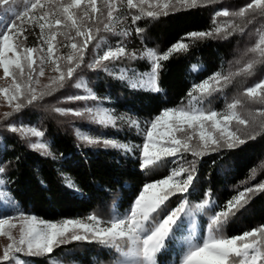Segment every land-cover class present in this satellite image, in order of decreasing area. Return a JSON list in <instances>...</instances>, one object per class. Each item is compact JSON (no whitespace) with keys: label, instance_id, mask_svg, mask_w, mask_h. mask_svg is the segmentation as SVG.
I'll return each mask as SVG.
<instances>
[{"label":"snow or ice","instance_id":"obj_1","mask_svg":"<svg viewBox=\"0 0 264 264\" xmlns=\"http://www.w3.org/2000/svg\"><path fill=\"white\" fill-rule=\"evenodd\" d=\"M213 3L215 0H0V20L4 21L0 24V70L3 77L10 78L8 87H0V94L11 106L10 112L0 116V121H4L0 127L21 138L34 136L36 139L28 141V147L42 155H52L49 143L41 139L42 130L7 118L75 80L76 87L85 90L84 94L61 98L95 103L79 108L56 107L55 112L72 113L113 128L119 127L117 121H124L141 135L140 142L120 141L78 128L76 136L80 141L120 150L145 172L172 165L166 175L144 182L129 197L123 211L114 204L107 218L91 211L84 217L59 220L44 219L22 209L8 190V179L4 178L6 166L0 165V235L7 237V243L0 247V264H28L20 254L45 256L69 242H95L114 249L117 254L114 264H160L158 256L166 253L173 254L171 264H264V223L233 235L223 231L229 219L254 195L264 192V181L244 186L222 205L212 197L211 189L203 193L199 202L190 199L196 188L194 177L199 179L196 165L200 157L205 153L221 155L264 135V78L244 86L230 100L225 97L224 107L219 110L204 106L206 97L213 93L224 95L231 77L240 73L251 75L257 63L264 64V0H243L235 8L219 5L212 13V27L185 32L165 50L126 47L125 38L133 31L144 39L145 29L137 24L142 17L156 19ZM36 28L37 43L28 46L27 35ZM102 29L118 33L120 39L114 45L108 43L103 35L97 36ZM246 30L249 33L255 30L258 38L235 61L242 66L226 75L214 71L193 82L179 104L158 109L143 120V126L139 119L117 116L103 106L102 101L110 98L98 97L82 77L77 79L75 75L84 65L85 50H90L94 55L87 62L88 69H102L126 81L132 89L158 92L163 61L174 52L187 51L190 40L227 38ZM58 36L64 38L59 47L67 45L68 52H59L54 46ZM122 59L147 60L150 67L142 72L131 64L118 70L116 64L109 67ZM45 65H50L55 74L37 90L34 85L40 82L38 77L44 74ZM251 172L255 175L256 169ZM65 183L69 188L76 187L67 177ZM201 215L207 216L206 226L198 223ZM13 230L18 235H13ZM49 264L58 262L51 259Z\"/></svg>","mask_w":264,"mask_h":264},{"label":"trees","instance_id":"obj_2","mask_svg":"<svg viewBox=\"0 0 264 264\" xmlns=\"http://www.w3.org/2000/svg\"><path fill=\"white\" fill-rule=\"evenodd\" d=\"M242 2L215 0L213 4L180 10L156 19L142 17L137 24L145 29L144 39L141 40L133 31L125 38L126 47L129 50H142L144 46L165 50L185 32L212 27V13L219 5L235 8ZM121 26L128 27L127 24ZM118 39V33H111L107 42L114 45ZM254 42L255 30L251 33L248 30L244 33L234 32L227 38L190 40L187 51L174 52L168 60L163 61L158 92L129 88L126 81L102 69H88L85 65L77 74L86 80L98 97L110 98L102 101L103 106L110 108L117 116L123 114L139 119L142 126L143 120L158 109L179 104L193 82H198L211 72L226 74L237 67L235 61L241 59L244 50ZM113 64L118 66L116 70L127 68L129 64L141 72L150 67L147 60L129 62L122 59L112 62L109 67ZM195 65L200 68L197 72L191 69ZM262 74L264 64L257 63L251 75H234L225 86L224 95L213 93L206 97L204 106L216 110L223 108L225 97L230 100L238 96L244 86L261 78ZM61 92L62 89H58L44 96L38 104L25 105L19 113L7 118L23 117L27 123L38 126L45 134L52 155H42L40 151L29 148L24 138L0 127V165L6 166L4 178L8 179V190L22 209L44 219L84 217L91 211H97L107 218L114 204L123 211L129 197L134 196L144 182L166 175L172 165L169 163L145 172L120 150L85 145L66 128L65 117L53 111L52 104ZM3 123L0 121V125ZM78 124L82 129L95 130L121 141L141 140V135L126 122L121 123L119 128L105 131L90 127L83 121H78ZM191 158L189 153L187 159ZM253 168L256 169L255 175L251 172ZM196 172L199 179L194 177L196 188L190 199L199 202L203 193L211 189L212 197L218 205H222L244 186L264 180V135H257L221 155L205 153L198 159ZM66 177L74 182L75 189L68 187ZM72 192L76 194L72 195ZM198 221L201 226H206L207 216H199ZM260 223H264V192L254 195L229 219L224 233L237 234ZM20 255L28 264H49L51 259L77 264H104L114 262L117 254L114 249L95 242H69L45 256ZM158 259L160 264H170L174 257L172 253H166L159 255Z\"/></svg>","mask_w":264,"mask_h":264},{"label":"rangeland","instance_id":"obj_3","mask_svg":"<svg viewBox=\"0 0 264 264\" xmlns=\"http://www.w3.org/2000/svg\"><path fill=\"white\" fill-rule=\"evenodd\" d=\"M4 21L3 20H0V24H2ZM259 27V26H258ZM39 29L36 28L35 30H30L28 35H27V39L25 41V43L28 45V46H32L34 45L35 43H37V36H36V32H38ZM99 35H103L107 41L108 37L111 35V33L109 32H105L103 29L101 30L100 33L97 34V36ZM258 38V36L255 34V40ZM64 42V38L61 37V36H58L57 37V43L54 44L55 47H57V50L59 52H68L70 49L67 47V45H65V47L63 48H60L59 47V43H63ZM255 43V42H254ZM92 45L90 43L89 45V48L91 49ZM86 51V59H85V62H84V65L86 66L87 65V62L89 59H91L94 55V53L90 50H85ZM111 64V63H110ZM196 66V65H195ZM238 66H242V65H238ZM237 66V67H238ZM50 65H45V71H44V74L42 76H39L38 79H39V83L38 84H35L34 87L37 88V90L41 89L42 87H44L45 85H47L49 79L55 74L54 72L50 71ZM82 67V66H81ZM235 68H232L230 71L231 72H235ZM193 72H197L200 70V68L198 66L196 67H192L191 68ZM229 71V72H230ZM227 74V73H226ZM225 74V75H226ZM242 74V73H241ZM76 75V78L79 79L81 78L82 76L79 75V74H75ZM261 78H264V76H261ZM84 82L86 83L87 87L88 86V83L86 82L85 79H83ZM256 82V80L250 82L249 85L247 86H251L252 83ZM10 84V78H5L3 77L2 75V70H0V87H8ZM90 88V87H89ZM62 89V92L59 96V98L57 100L54 101V103L52 104V107H53V111L56 107H72V108H79V107H85V106H91L92 104L95 103V101H67V100H63L61 97L63 96H68V95H81V94H84L85 90L84 89H80V88H77L76 87V81L73 80L67 87H64V88H61ZM11 111V106L8 104V102L4 99L3 97V94H0V116H3L6 112H10ZM113 112V111H112ZM57 113V112H56ZM114 113V112H113ZM60 115H63V117H65V121H64V124L66 125V128H68L72 134H74L76 136V130L79 128L81 129L82 131H87L89 132L90 134H101L100 132H97L95 130H85V129H82L79 127V124H78V121H83V122H86L88 124V126L90 127H95L96 129H101L102 131H105V130H108L110 128H113L111 126H102V125H98V124H95L94 122L92 121H89L87 119H85L84 117H80V116H75L74 114L72 113H67V114H62V113H58ZM115 114V113H114ZM12 120H15L17 123H19L20 121H23L24 123L28 124L30 127H37L38 129H40L38 126L36 125H31L29 123H27L25 121V119L23 117H17L15 119H12ZM124 121H117L119 127L121 126V123H123ZM143 126V125H142ZM117 127V128H119ZM41 130V129H40ZM107 136V135H106ZM77 137V136H76ZM108 138H112V137H109L107 136ZM26 140V142L28 143V141H34L36 138L34 136H29V137H26L24 138ZM42 140L44 141H47L46 137H45V134L44 136L41 138ZM116 139V138H115ZM119 140V139H118ZM121 141V140H120ZM48 142V141H47ZM96 146H102V145H96ZM49 150L51 151L50 147H49ZM264 181V180H263ZM198 219V218H197ZM199 221L201 222V220L199 219ZM198 221V223H199ZM200 225V223H199ZM187 227V225H186ZM224 231V230H223ZM186 234V233H184ZM13 235H18V233L13 230ZM182 234H179L178 236H180ZM5 243H7V237L6 236H3V235H0V247H2ZM58 264H77V263H71V262H65V261H60V260H57ZM104 264H114V262L112 263H104ZM171 264V262H170Z\"/></svg>","mask_w":264,"mask_h":264}]
</instances>
